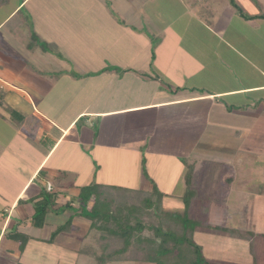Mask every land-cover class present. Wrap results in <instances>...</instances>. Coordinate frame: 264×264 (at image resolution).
<instances>
[{
	"label": "crops",
	"instance_id": "0c3cea01",
	"mask_svg": "<svg viewBox=\"0 0 264 264\" xmlns=\"http://www.w3.org/2000/svg\"><path fill=\"white\" fill-rule=\"evenodd\" d=\"M86 1L83 8L79 5L80 14L92 12L99 21L90 29L93 34L81 31L89 37L87 48L78 45L71 56L64 55L71 58V69L57 60L51 65L49 54L20 43L27 42L19 34L21 24H10L24 2L0 21V132L5 133L0 134V264H14L23 255L15 256L11 245L18 244L8 236L16 232L39 243L28 229L55 224L46 217L56 219L59 209L63 216L56 225L70 218L79 240H86L90 221L77 214L76 197L94 180H76L92 169L85 163L88 152L101 151L105 161L107 151L118 150L144 162L149 178L138 175L137 188L97 182L124 192L169 191L161 180L170 169H176L177 181L190 171L193 199L208 203L189 206L191 211L201 207V217L209 218L208 209L215 207L211 202L223 206L227 183L246 182V169L248 179L254 177L264 191V154L254 145L264 123V0L259 13L251 10V19L240 17L230 0ZM231 25L236 32L230 35ZM208 85L213 88L205 89ZM15 94L26 99L28 112L14 101ZM211 123L219 125L217 130ZM208 133L210 141L232 137L227 144L253 140L219 158L228 166L221 174L229 171L223 196L203 187L215 180L210 170L214 158L201 147ZM80 162L87 167L82 173ZM43 193L52 197V206L43 226L35 228L30 220ZM92 203L93 197L88 210ZM3 239L10 244L2 246Z\"/></svg>",
	"mask_w": 264,
	"mask_h": 264
},
{
	"label": "rangeland",
	"instance_id": "374dc122",
	"mask_svg": "<svg viewBox=\"0 0 264 264\" xmlns=\"http://www.w3.org/2000/svg\"><path fill=\"white\" fill-rule=\"evenodd\" d=\"M259 1L261 0H233L239 9L244 12L246 16L250 17L249 19L254 18L249 16L251 10H255V12L258 13L261 11L262 8L260 7ZM8 2L7 6L0 7V21L5 14L11 12L20 2H24V0H9ZM87 4L89 3L86 0H28L19 8L20 12L14 18L13 24L10 25L12 26L14 23L18 24V22L21 24V31L19 34H22L20 35L22 36V39L27 41L20 42L21 44H26L28 49L32 51H43L49 54L46 60L48 62L50 61L51 65L56 63L55 60H57L71 69V65H73L71 58H66L64 55L71 56L73 52L78 50V45H84L86 46L85 48H87L89 37L86 35L84 36L82 32L93 34L90 32V29L93 31L92 25H96L99 21L98 15H95L92 12H90L89 16H82V14H80L79 11L83 12L84 10H79V7L82 5L81 7L83 8V5ZM104 5L107 7V2H105ZM232 8L237 11L236 7L232 6ZM262 18H264V16H262ZM134 22H136L135 19ZM8 27L10 26L8 25ZM79 28L82 29L80 30ZM229 28L230 31L228 34L231 35L235 31V27L231 25ZM31 29H34V31ZM14 32V29H12V35ZM262 34L264 33L262 32ZM227 38L229 39L228 35L226 39ZM261 49H263V47ZM258 66H260V68L263 67V65ZM77 71H75L76 74ZM45 74L49 77L48 72L44 73V75ZM58 76H60V73ZM204 88L208 90L213 87L208 85ZM15 99L20 100L22 110L29 111V105L23 96L15 94L14 101H16ZM211 124L213 125V130H217L219 125L217 123ZM261 127V131L258 130L257 132L259 135H257L256 139L261 138L256 141L254 145L256 149L261 150V154H264V135H261L260 133L264 131V123H262ZM0 134L3 135L5 133L0 132ZM210 138L211 137L208 133L206 139H202V141L206 142L201 147L207 153L210 160H213L214 158L210 170L212 177L215 180L212 181L213 183L209 181V185L205 184L203 187H206L205 189L208 190L209 193L215 194L216 197L218 194H222L223 196L224 193L223 191L220 193V190H222L221 186H223V184L225 185V178L227 174H229V171L223 175L221 174V172L228 169L226 168L227 165H225L222 160H219V158H221V155L224 157L225 152L232 153V148L234 150L237 148L239 149L242 145L249 143L253 145V140H239V145H235L233 143H226V141H230L232 137L225 139V143L223 140L210 141ZM3 140L5 139L1 140L2 144L5 143ZM59 152L60 151H58V154ZM100 152H88L90 159H86L85 163L92 164V169L86 167V170L84 164L80 162L79 170H83L80 171V173L86 171L80 181L75 179L77 181L76 184H84L86 181L94 180L92 183L94 185H98L97 182H101L112 186L137 188L138 185L136 181L138 175L142 176L144 180L149 178L145 171L144 162L142 161L141 165L138 160L139 158H137L138 156L136 157V155H131L129 153H121L118 152V150L107 151L109 152V155L107 160L104 161V154L101 155ZM58 154L54 156L51 163L56 162ZM101 157L102 159H100ZM65 161L67 163H73V161L68 160L67 157ZM164 162L168 164V160H165ZM262 162H264V159ZM170 165H174V167L177 166L175 162L174 164L171 162ZM74 166L78 167V164L75 163ZM173 169L174 168L170 169V171L162 177L163 181L161 180L162 185L164 187L168 186L169 191H164L161 187H154L156 192L165 194V196L163 195V204L160 205V208L155 209L159 212L157 213V215L159 214L158 218H160V213L164 210V212L166 211L181 215L182 219L179 218L181 221L185 218L184 214L186 207L189 208V206L193 204L206 205L208 203L193 199V189L190 185L192 174H190V171H188L187 174L183 173L181 178L177 181V171L176 169ZM247 171L249 172L250 170L246 169L244 172L248 173ZM70 172L75 171L71 170ZM70 172L67 171L65 173L68 175ZM246 173H243L244 177L247 179L246 182H243V179H241L242 183L238 186L234 185V183L229 186V183L225 185V188L228 189L226 190V200L222 207H216L219 203L218 201H216V203H210L215 205V207L208 209L209 218L201 217V207H194L192 208V211L189 208L190 210L186 211L187 218L193 220L191 224L194 222L200 224L192 225V239L196 245L201 247L203 256L211 262L218 264H264V191H261L263 188L262 185H255V178L249 176L248 179ZM71 179L72 176H68L66 180L70 182ZM161 183L159 184L161 185ZM107 196L110 197V194H107ZM227 196L229 197L227 198ZM133 197V194L130 195L132 203L134 201ZM137 204L141 207L140 209H146V204ZM62 210L59 209L57 211L59 214V216L56 217L57 220L63 216V213L61 212ZM151 210H154V207L151 208ZM192 213L193 215L195 214L194 216L196 217L192 218ZM56 219H54V215L53 218L48 216L46 217V220H54L55 224L40 230L28 229V235L32 234L41 241L39 243L29 241L24 247L21 261H16L14 264H96L93 255L102 253V250L99 248V243L95 245L93 244V235H97V231L93 230L87 236L88 239L86 238V240L81 241L78 238L80 235H76L80 231L76 233L73 222H71V224L66 223L70 220V218H68L62 225L57 223L60 227H63L66 230L61 234L56 235L52 240L53 243L49 244L48 242L52 234L58 230ZM64 220H66V217ZM226 220L228 222H226ZM209 224L215 225L212 226L214 228H207ZM52 226H56L57 228ZM220 228L252 232L254 234V237H252L254 244L253 253L250 251L249 242L236 239L230 234L221 231ZM80 239L82 238L80 237ZM5 244L8 245L10 243L3 239L2 246H5ZM11 250L15 253V256H20L19 253H21V251L18 245H11Z\"/></svg>",
	"mask_w": 264,
	"mask_h": 264
},
{
	"label": "trees",
	"instance_id": "16d2710c",
	"mask_svg": "<svg viewBox=\"0 0 264 264\" xmlns=\"http://www.w3.org/2000/svg\"><path fill=\"white\" fill-rule=\"evenodd\" d=\"M7 0H0V6ZM232 6L237 8L241 17L249 19L239 7L230 0ZM12 116L15 114L12 112ZM107 190V191H106ZM110 194V197L107 196ZM134 195L133 203L130 195ZM156 195V197H155ZM93 197V203L88 210V203ZM154 198V199H153ZM113 199V200H112ZM163 194L156 192L154 188L150 193H131L122 189L90 185L80 189L76 197L79 216L90 221L91 230L97 231L93 235L95 244L99 243L101 254H94L96 264L116 263H146V264H218L207 260L201 247L192 239V219L185 218L180 221L181 215L170 212H161L158 218L156 209L160 208ZM44 201V202H42ZM42 203L35 206V213L31 218V225L41 228L45 216L52 206V197L42 194ZM137 203L146 204L145 210ZM153 204V205H152ZM151 205V207H150ZM66 207H69L67 205ZM154 207V210L151 208ZM156 208V209H155ZM180 218V219H179ZM71 224V220L67 222ZM200 225V224H197ZM207 228H214L210 225ZM218 228V227H217ZM66 229L58 228L51 236L50 241ZM221 231L232 237L249 242L250 251L253 253L254 244L252 232L236 229L220 228ZM10 240L18 244L21 253L28 242V236L16 232L8 236Z\"/></svg>",
	"mask_w": 264,
	"mask_h": 264
}]
</instances>
